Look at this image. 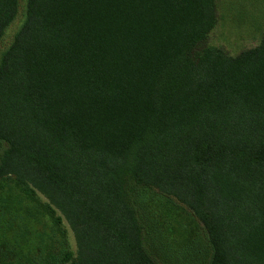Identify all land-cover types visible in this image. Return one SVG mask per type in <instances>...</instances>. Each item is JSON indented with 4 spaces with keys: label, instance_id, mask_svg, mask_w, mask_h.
<instances>
[{
    "label": "trees",
    "instance_id": "1",
    "mask_svg": "<svg viewBox=\"0 0 264 264\" xmlns=\"http://www.w3.org/2000/svg\"><path fill=\"white\" fill-rule=\"evenodd\" d=\"M215 23V0H25L0 50V264H264V34L229 55Z\"/></svg>",
    "mask_w": 264,
    "mask_h": 264
},
{
    "label": "rangeland",
    "instance_id": "2",
    "mask_svg": "<svg viewBox=\"0 0 264 264\" xmlns=\"http://www.w3.org/2000/svg\"><path fill=\"white\" fill-rule=\"evenodd\" d=\"M25 0H17V11L0 38V50L11 41L24 16ZM216 23L204 44L222 48L235 55L256 45L264 34V0H215ZM42 198V197H41ZM43 199V198H42ZM70 249L74 250L72 233L62 220Z\"/></svg>",
    "mask_w": 264,
    "mask_h": 264
}]
</instances>
